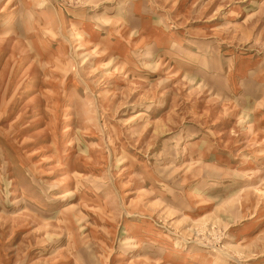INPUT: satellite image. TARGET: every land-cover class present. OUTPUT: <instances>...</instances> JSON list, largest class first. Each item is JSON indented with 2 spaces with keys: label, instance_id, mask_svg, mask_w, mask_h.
<instances>
[{
  "label": "rangeland",
  "instance_id": "1",
  "mask_svg": "<svg viewBox=\"0 0 264 264\" xmlns=\"http://www.w3.org/2000/svg\"><path fill=\"white\" fill-rule=\"evenodd\" d=\"M0 264H264V0H0Z\"/></svg>",
  "mask_w": 264,
  "mask_h": 264
}]
</instances>
